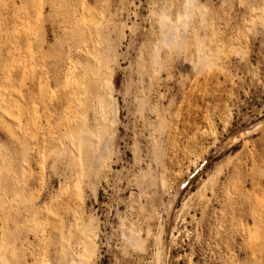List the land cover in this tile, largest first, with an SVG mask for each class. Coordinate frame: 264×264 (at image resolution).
<instances>
[{"label":"rangeland","instance_id":"obj_1","mask_svg":"<svg viewBox=\"0 0 264 264\" xmlns=\"http://www.w3.org/2000/svg\"><path fill=\"white\" fill-rule=\"evenodd\" d=\"M194 1L197 12L180 20L187 0H0L3 264H258L262 249L246 246L245 229L264 219L261 20L239 9L202 19L205 0ZM186 21L184 45H166L165 24ZM219 48L215 65L200 63L201 50ZM78 59L102 70L98 92ZM104 89L108 152L84 159L80 134L99 142Z\"/></svg>","mask_w":264,"mask_h":264},{"label":"bare ground","instance_id":"obj_2","mask_svg":"<svg viewBox=\"0 0 264 264\" xmlns=\"http://www.w3.org/2000/svg\"><path fill=\"white\" fill-rule=\"evenodd\" d=\"M194 0H192V3L194 4ZM195 5V4H194ZM107 9V8H106ZM194 11L195 8L192 10V15H194ZM197 12V11H196ZM195 12V13H196ZM194 17V16H193ZM259 17V16H258ZM90 19L93 21V22H100L99 19L97 20V18L93 15L90 16ZM91 21V22H92ZM192 21V20H191ZM168 24V23H167ZM191 24V22H190ZM182 27L181 30H175L173 27H170L169 24L168 26L165 24V26L163 27V31H162V40L163 42L168 45V46H179V48L184 45V42H185V34L187 32V28H188V21H186L184 24L182 23ZM104 26H103V22L100 23L99 25V29H98V34L101 38H104V35H105V32H104ZM39 37V33L37 34V37L35 38V42H37V39ZM84 37H85V33L84 31L81 32V35H80V38L82 40H84ZM108 45V50L109 51H113V45L112 44H107ZM237 46V45H236ZM107 47V46H106ZM172 48V47H171ZM232 50V49H231ZM104 50H101L100 52H102ZM97 52V51H96ZM108 51H106L107 53ZM223 52V48H219L218 52H216V54H209L208 52L206 53L204 50H201V59H200V63L203 64V66H213L216 64L217 62V58L219 57L220 53ZM234 52L236 53H240V54H244V50L242 48V46H237L235 47L234 49ZM98 53V52H97ZM103 53V52H102ZM200 53V52H199ZM101 55V53H99ZM98 56V54H97ZM158 56V55H157ZM100 57V56H99ZM103 57V56H102ZM159 57V56H158ZM157 58V57H156ZM104 60V58H103ZM193 61V60H192ZM78 63L83 66L86 70V72L89 74L88 78H87V81H86V88L89 89V91L91 93H96L98 92V90L100 89V87L102 86L103 82H104V75L102 74V70H100L97 65H95L92 61H89V60H82V59H78ZM107 63V62H105ZM158 63V62H157ZM193 63V62H192ZM197 65L199 66V63H197ZM85 93V92H84ZM87 102H88V98H87V95L84 96L83 100H82V103L84 104V110L86 109V105H87ZM101 105H102V114L101 115H97L95 117L96 119V124H97V127L99 128V131H100V140L99 142H97L96 140H94L92 137H90L87 133L83 132L80 134V138H79V143H80V149L82 151V155H84V159L85 158V154L89 156V154H91V158H94V159H97L99 160V157L101 154H104L107 149H108V144H107V138L109 137L108 136V132H109V128L111 126H109L108 122H107V116H108V112L110 111V102H109V99H108V96H107V92H106V89L102 90V96H101ZM82 108V109H83ZM112 110V109H111ZM82 111V112H83ZM113 111V110H112ZM81 113V112H80ZM83 116V114H82ZM83 119V118H82ZM80 120L81 123H78V124H75L73 125V127L71 128L70 132H72V135L74 136H78V132H80V129L83 128V120ZM85 121V120H84ZM9 122V121H8ZM83 123V124H82ZM263 124V121L260 122V124ZM3 125L5 126V124L3 123ZM8 126V125H7ZM260 125H258V128H259ZM6 127V126H5ZM255 127V126H254ZM262 127V126H261ZM260 127V128H261ZM11 131H13L12 133L16 134L15 131H14V128L13 127H10ZM16 130V129H15ZM246 134L249 135V133L251 134L252 130H246L245 131ZM243 132H241L242 134ZM33 134V133H32ZM17 135L19 136L20 134L17 133ZM15 135V136H17ZM244 135V134H243ZM242 135V136H243ZM245 136V135H244ZM18 139V142L20 143V145H22L21 147H26L28 148L30 146V143L29 141H25L26 138L23 140L21 138V135L20 137H17ZM29 139V138H27ZM237 139V137H236ZM30 140V139H29ZM108 152V151H107ZM50 153L51 154H57V155H61L62 154V151L57 147V146H54L51 150H50ZM205 157V156H203ZM88 159V157H87ZM206 158H203L201 160V162L196 165L195 169L197 171V169L199 168V166L201 165L202 162L205 161ZM74 161H76V158L74 157ZM193 171H191L189 174H188V178L190 177V175L192 174ZM188 178H184L179 184H178V187L176 189V193L174 194V198L176 199V196L179 194L180 192V189L179 187H183ZM190 181V180H189ZM22 195V194H21ZM23 196H21V199ZM28 198V197H26ZM25 198V199H26ZM80 218V217H79ZM49 222V221H48ZM53 222V221H52ZM53 224H56V222H53ZM56 227V226H55ZM57 228V227H56ZM132 236V235H131ZM132 242H134L135 245H140L142 247V243L143 241L139 240L135 237H130L129 238ZM92 246H93V240H91L89 243L86 244V249H85V255L86 257H91L92 256ZM65 247V246H64ZM59 256V259L60 260H63V257H62V254L61 255H58ZM74 261L76 263H78V260L74 257L73 258Z\"/></svg>","mask_w":264,"mask_h":264},{"label":"snow or ice","instance_id":"obj_3","mask_svg":"<svg viewBox=\"0 0 264 264\" xmlns=\"http://www.w3.org/2000/svg\"><path fill=\"white\" fill-rule=\"evenodd\" d=\"M153 7L156 6L153 5ZM173 7H176V5H173ZM195 7H197V5H194L192 3V0H187L186 3H181L180 9L183 14L179 17V19H191L192 10ZM198 7L201 10L202 19L213 15L217 11V9L220 10V14L225 18L227 14L223 11L224 9H232L233 11L239 9L241 13H251L253 16L259 14V18L261 20V35L262 37H264V0H261V4L259 7L254 4L253 0H230V2L226 0V2L222 4H218V0H205V3L199 4ZM165 8H167V5H165ZM245 23L248 24L249 22L246 20ZM251 23H255V20H252ZM248 30L250 31L251 29L249 28ZM237 54L239 55L240 53ZM0 151H6L3 145H0ZM259 176L261 178V181L264 182V164L261 165ZM230 194L231 193H229V195ZM13 203H15V201H13ZM259 208L262 217H264V201L260 202ZM245 231L248 234V239L245 242L246 246L252 250H255L257 244H259L262 251L260 252L261 259L258 264H264V219H262L260 222H258L257 225H254L252 228L245 229ZM0 264H3V262L0 261ZM124 264H134V262L131 260H125ZM213 264H215V262H213ZM228 264H232V261L230 260ZM240 264H257V261L253 256L250 259L240 261Z\"/></svg>","mask_w":264,"mask_h":264}]
</instances>
